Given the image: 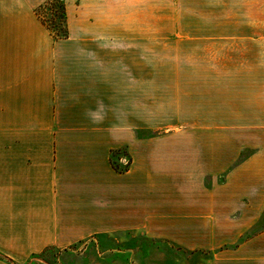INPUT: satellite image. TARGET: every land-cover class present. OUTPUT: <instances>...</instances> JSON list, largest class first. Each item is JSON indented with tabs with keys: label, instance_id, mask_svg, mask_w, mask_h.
I'll list each match as a JSON object with an SVG mask.
<instances>
[{
	"label": "crops",
	"instance_id": "obj_1",
	"mask_svg": "<svg viewBox=\"0 0 264 264\" xmlns=\"http://www.w3.org/2000/svg\"><path fill=\"white\" fill-rule=\"evenodd\" d=\"M52 1L0 0V264L74 248L137 264L116 246L136 234L208 264H264V67L231 68L224 91L212 80L210 146L187 145L163 124L185 122L199 95L155 68V36L137 33L136 12L211 0H63L60 36L39 14ZM224 1L252 28L226 41L264 59V0Z\"/></svg>",
	"mask_w": 264,
	"mask_h": 264
},
{
	"label": "rangeland",
	"instance_id": "obj_2",
	"mask_svg": "<svg viewBox=\"0 0 264 264\" xmlns=\"http://www.w3.org/2000/svg\"><path fill=\"white\" fill-rule=\"evenodd\" d=\"M182 6L185 9L136 12L137 33L155 36L154 67L178 70L175 72L180 74L169 75V77L175 81L178 78L180 88L185 90L187 96L199 95L197 98L187 97L184 101L185 122L163 125L169 130L179 129L190 132L186 138L187 145H200L208 148L210 146L208 95L212 80L217 83L219 92L224 91L226 77L231 76L226 73L230 72L231 68L251 66L254 62H259L264 67V59H243L240 52L241 43L226 41L227 36L233 35L240 38L242 34L251 33L252 28L242 27V12L228 10L224 0H211L208 3ZM39 14L54 34L66 33L63 0H53L49 5L41 8ZM253 29L255 33L259 30L264 35V21L259 28ZM161 37L170 39L161 42ZM194 37L202 39H194ZM233 45L234 53H231ZM237 46L239 48H236ZM227 68H229L228 71ZM218 125L219 133L226 130L220 128L221 125H225L220 122V119ZM233 134L238 133L233 132ZM246 135L251 139L249 155H252L253 151H256L258 138L252 137L253 133ZM221 145L224 146L219 139L218 146ZM229 146L232 147V144ZM115 164L118 165L116 161ZM258 230L264 231V216L256 231ZM119 238L126 240L116 243V246L125 245L136 249L139 256L137 264H208L207 253L206 255L203 253L193 255L189 251H179L166 242L150 240L142 234ZM111 242L110 246L113 247L115 244L113 240ZM74 249L69 251L48 250L30 264H102V262L111 264L117 262L113 254L106 255L103 261V257L101 258L95 249Z\"/></svg>",
	"mask_w": 264,
	"mask_h": 264
},
{
	"label": "trees",
	"instance_id": "obj_3",
	"mask_svg": "<svg viewBox=\"0 0 264 264\" xmlns=\"http://www.w3.org/2000/svg\"><path fill=\"white\" fill-rule=\"evenodd\" d=\"M66 34V33H65ZM65 34H62V35H65ZM60 36V35H59ZM117 169H118V167H117Z\"/></svg>",
	"mask_w": 264,
	"mask_h": 264
}]
</instances>
